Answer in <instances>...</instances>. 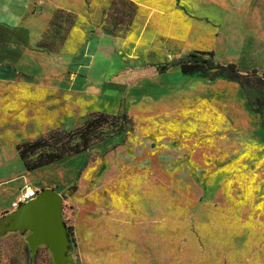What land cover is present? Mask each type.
<instances>
[{
  "label": "rangeland",
  "instance_id": "rangeland-1",
  "mask_svg": "<svg viewBox=\"0 0 264 264\" xmlns=\"http://www.w3.org/2000/svg\"><path fill=\"white\" fill-rule=\"evenodd\" d=\"M175 1L177 17L167 10L138 24L133 0H70L71 9L47 14L37 50L61 51L73 31L82 46L99 33L126 40L129 67L107 84L124 92L115 106L99 99L106 114L127 112L132 127L87 152L27 172L18 144L74 130L101 111L68 123L60 102L25 79L0 83V264H61L47 244L32 243L33 228L10 223L43 190L63 198L62 264H264V108L247 104L263 94L179 68L139 79L147 65L192 51L263 76L264 0H253L252 16L231 17L209 0Z\"/></svg>",
  "mask_w": 264,
  "mask_h": 264
},
{
  "label": "crops",
  "instance_id": "crops-1",
  "mask_svg": "<svg viewBox=\"0 0 264 264\" xmlns=\"http://www.w3.org/2000/svg\"><path fill=\"white\" fill-rule=\"evenodd\" d=\"M133 1L139 6L137 24L140 18L146 16L151 21L158 13L168 17L165 12L167 10L172 12L173 18L179 15L175 9V0ZM209 1L226 11L230 17L234 10L245 12L237 15L252 16L251 11L255 7L253 0L232 4L223 0ZM70 3V0L65 3H60V0H0V25H23L29 31H35L30 48L23 51L17 62L7 61L0 65V83L15 78L25 79L30 86L46 96L47 102L50 99L55 104L60 102L59 106L69 116L66 119L68 123L79 124L85 118L83 116L93 110L109 111L103 108V101L99 98L107 97L115 106L124 91L110 88L107 84L115 83L119 75L129 67V59L124 52L126 40L105 33L97 34L90 45L82 46L79 32L76 35V31H73L59 52L35 49L33 44L45 27L49 11L56 8L71 9L73 5ZM73 37L80 41L72 46L69 43Z\"/></svg>",
  "mask_w": 264,
  "mask_h": 264
},
{
  "label": "trees",
  "instance_id": "trees-1",
  "mask_svg": "<svg viewBox=\"0 0 264 264\" xmlns=\"http://www.w3.org/2000/svg\"><path fill=\"white\" fill-rule=\"evenodd\" d=\"M58 13L64 14L60 10L57 11V16ZM66 15L72 23L73 17L69 14ZM37 47L38 49L43 48L41 45ZM29 48L30 34L23 25L15 27L7 24L0 25V65L5 64L7 61L17 62L23 51ZM214 56L212 51H192L170 63L147 65L139 73V79L162 75L172 68H179L184 76L196 74L223 76L237 82L241 89L249 87L261 92L263 97H258L255 102H251L247 97L248 107H254L253 111L260 112L264 108V75L260 76L256 69L245 70L235 63H218L215 61ZM114 88L125 89L124 86H114ZM132 124V119L125 111L117 115L96 112L91 114L81 126L74 130L50 131L46 136L18 144L16 151L24 164L25 170L33 172L58 163L63 159L87 152L106 139L124 134L132 127ZM68 233L72 235V230L68 229Z\"/></svg>",
  "mask_w": 264,
  "mask_h": 264
},
{
  "label": "water",
  "instance_id": "water-1",
  "mask_svg": "<svg viewBox=\"0 0 264 264\" xmlns=\"http://www.w3.org/2000/svg\"><path fill=\"white\" fill-rule=\"evenodd\" d=\"M62 204L63 198L55 190H43L34 199L21 205L11 217L12 220L22 217L27 225L23 229L37 228L42 241L40 244H47L56 259L55 250L58 256V260H56L61 264L64 262L63 250L65 246L61 247L60 239L62 234L66 238L65 227L62 223Z\"/></svg>",
  "mask_w": 264,
  "mask_h": 264
},
{
  "label": "bare ground",
  "instance_id": "bare-ground-1",
  "mask_svg": "<svg viewBox=\"0 0 264 264\" xmlns=\"http://www.w3.org/2000/svg\"><path fill=\"white\" fill-rule=\"evenodd\" d=\"M11 222H15L22 229L27 226L25 221H24V219L22 217H17L15 219L11 220ZM34 230H35V232H34L32 238H31V241L37 247L42 241L39 238V230L37 228H35ZM65 244H66V238H65V235L62 234L61 239H60V245L63 248L65 246ZM56 253L57 252L54 250L55 257L58 260V256H57Z\"/></svg>",
  "mask_w": 264,
  "mask_h": 264
}]
</instances>
